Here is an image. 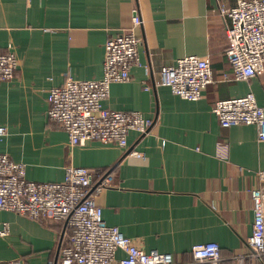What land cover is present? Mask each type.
Here are the masks:
<instances>
[{"label": "crops", "instance_id": "1", "mask_svg": "<svg viewBox=\"0 0 264 264\" xmlns=\"http://www.w3.org/2000/svg\"><path fill=\"white\" fill-rule=\"evenodd\" d=\"M237 2L0 0V54L13 51L19 61L15 77L0 82V126L6 128L0 154L25 164L27 179L41 183L63 182L70 165L106 170L119 161L115 144L96 140L70 148L66 131L47 120V93L67 76L102 78L105 44L133 27L135 9L143 20L135 29L143 40L141 65L128 82L112 83L103 103L156 121L144 137L130 133L147 159L127 156L114 168L113 183L99 198L103 219L144 250L169 252L179 263L192 264L194 245L216 242L222 264H238L252 233L249 190L262 185L257 173L264 171V141L254 125L221 127L212 109L218 100L249 92L264 108V75L224 80L233 73L226 52L231 20L220 7ZM186 56L208 58L212 66L213 84L198 101L157 85L162 67ZM3 222L10 231L0 235V264H48L67 238L52 219L0 211Z\"/></svg>", "mask_w": 264, "mask_h": 264}, {"label": "built area", "instance_id": "2", "mask_svg": "<svg viewBox=\"0 0 264 264\" xmlns=\"http://www.w3.org/2000/svg\"><path fill=\"white\" fill-rule=\"evenodd\" d=\"M220 13L231 20L227 28V57L232 75L225 81H248L264 75V0H238L233 7H220ZM133 27L109 39L105 44L103 77L74 80L67 76L61 87L48 90L47 120L64 129L73 148L89 141L115 144L124 156L146 160L136 149L130 133L144 137L155 125L153 117L139 111L111 110L104 106L112 83H126L134 66L141 64L142 37L135 29L143 26L142 17L133 10ZM19 61L13 51L0 54V82L9 83L16 75ZM157 85L173 95L198 101L213 84V71L208 58L186 56L172 66H163ZM223 128L254 125L259 141H264V108L252 92L244 97L218 100L212 109ZM6 128L0 126V136ZM119 159V160H120ZM118 162V161H117ZM117 164V163H116ZM114 164V166L116 165ZM106 170L68 166L63 182H35L27 179L26 165L0 154V211L15 212L28 219H52L62 223L67 235L57 255L51 252L48 264H183L171 253L150 251L125 237L118 227L103 219L99 198L113 183L114 168ZM262 185L249 190L253 202V228L247 250L236 256L238 264L246 260L264 264V171H258ZM10 226L0 224V235ZM64 240V239H63ZM63 242V241H62ZM122 252V257L118 253ZM192 264H222L220 245L202 242L194 245ZM13 264H25L14 261Z\"/></svg>", "mask_w": 264, "mask_h": 264}, {"label": "water", "instance_id": "3", "mask_svg": "<svg viewBox=\"0 0 264 264\" xmlns=\"http://www.w3.org/2000/svg\"><path fill=\"white\" fill-rule=\"evenodd\" d=\"M125 157H126V156L122 157V158L117 162L116 165H118V164H119V163H120ZM116 165H115V166H116ZM115 166H114V167H115ZM63 234H64V233H62L61 240H62V238H63ZM61 240H60V245H61ZM59 249H60V246H59ZM58 252H59V251H58Z\"/></svg>", "mask_w": 264, "mask_h": 264}]
</instances>
